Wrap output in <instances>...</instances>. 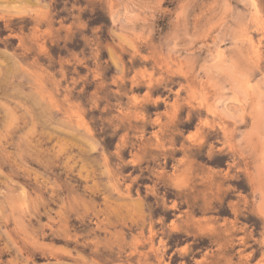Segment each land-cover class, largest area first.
I'll return each mask as SVG.
<instances>
[{"label":"clouds","instance_id":"clouds-1","mask_svg":"<svg viewBox=\"0 0 264 264\" xmlns=\"http://www.w3.org/2000/svg\"><path fill=\"white\" fill-rule=\"evenodd\" d=\"M0 264H264V0H0Z\"/></svg>","mask_w":264,"mask_h":264}]
</instances>
